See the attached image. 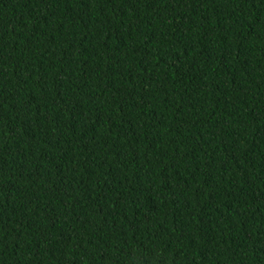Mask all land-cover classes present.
Listing matches in <instances>:
<instances>
[{
	"label": "trees",
	"instance_id": "16d2710c",
	"mask_svg": "<svg viewBox=\"0 0 264 264\" xmlns=\"http://www.w3.org/2000/svg\"><path fill=\"white\" fill-rule=\"evenodd\" d=\"M0 264H264V0H0Z\"/></svg>",
	"mask_w": 264,
	"mask_h": 264
}]
</instances>
